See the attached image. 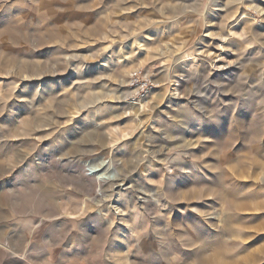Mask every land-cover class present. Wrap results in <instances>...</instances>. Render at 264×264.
Masks as SVG:
<instances>
[{"label": "rangeland", "instance_id": "1", "mask_svg": "<svg viewBox=\"0 0 264 264\" xmlns=\"http://www.w3.org/2000/svg\"><path fill=\"white\" fill-rule=\"evenodd\" d=\"M0 264H264V0H0Z\"/></svg>", "mask_w": 264, "mask_h": 264}, {"label": "built area", "instance_id": "2", "mask_svg": "<svg viewBox=\"0 0 264 264\" xmlns=\"http://www.w3.org/2000/svg\"><path fill=\"white\" fill-rule=\"evenodd\" d=\"M141 75V71L135 70L129 77L130 87L136 88V93L134 94L135 96L139 95L142 92H145V89L147 88L145 82H142L144 78H142Z\"/></svg>", "mask_w": 264, "mask_h": 264}, {"label": "bare ground", "instance_id": "3", "mask_svg": "<svg viewBox=\"0 0 264 264\" xmlns=\"http://www.w3.org/2000/svg\"><path fill=\"white\" fill-rule=\"evenodd\" d=\"M98 173V171H96V174Z\"/></svg>", "mask_w": 264, "mask_h": 264}]
</instances>
